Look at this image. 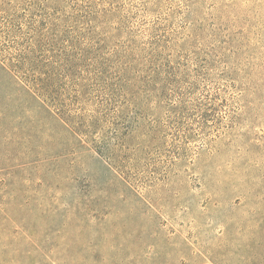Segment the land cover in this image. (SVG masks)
<instances>
[{
  "label": "rangeland",
  "instance_id": "374dc122",
  "mask_svg": "<svg viewBox=\"0 0 264 264\" xmlns=\"http://www.w3.org/2000/svg\"><path fill=\"white\" fill-rule=\"evenodd\" d=\"M0 264H264V0H0Z\"/></svg>",
  "mask_w": 264,
  "mask_h": 264
}]
</instances>
